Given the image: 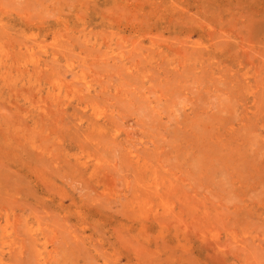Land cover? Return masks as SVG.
Instances as JSON below:
<instances>
[{
  "label": "rangeland",
  "instance_id": "obj_1",
  "mask_svg": "<svg viewBox=\"0 0 264 264\" xmlns=\"http://www.w3.org/2000/svg\"><path fill=\"white\" fill-rule=\"evenodd\" d=\"M0 264H264V0H0Z\"/></svg>",
  "mask_w": 264,
  "mask_h": 264
}]
</instances>
